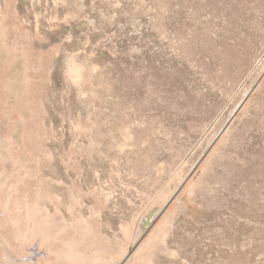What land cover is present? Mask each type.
<instances>
[{
    "label": "rangeland",
    "instance_id": "obj_1",
    "mask_svg": "<svg viewBox=\"0 0 264 264\" xmlns=\"http://www.w3.org/2000/svg\"><path fill=\"white\" fill-rule=\"evenodd\" d=\"M4 7L7 44L28 80L5 89L13 57L0 51V173L11 174L8 183L21 178L14 200L34 196L33 173L44 164L85 189V216L94 198L105 202L95 205L102 211L93 224L109 250L127 245L131 255L150 233L141 252L156 264H264V0H7ZM74 62L83 65L81 82L70 77ZM106 88L108 101L100 99ZM90 92L98 95L93 103ZM89 115L101 124V153L83 155L77 177L75 164L47 163L43 153L67 154L77 137L85 146L78 126ZM124 121L134 144L110 151ZM6 195L0 190V203ZM15 216L0 208V244L6 234L16 238L8 222ZM161 217L164 241L154 229ZM126 225L133 237L122 232ZM37 240L8 239L6 247L25 264H69L56 252L60 244L50 252Z\"/></svg>",
    "mask_w": 264,
    "mask_h": 264
},
{
    "label": "bare ground",
    "instance_id": "obj_2",
    "mask_svg": "<svg viewBox=\"0 0 264 264\" xmlns=\"http://www.w3.org/2000/svg\"><path fill=\"white\" fill-rule=\"evenodd\" d=\"M6 1L7 0H0V51H6V52L8 51V53H9V51L12 52L13 58H12V61L10 63L11 64L10 67L11 66L15 67V68L13 67L14 72H13L11 77L6 79V82L4 81V87L9 92V89H12V88H16L19 90V88L22 86V80H23L24 84H27L28 80H27V78L24 77V75H23L24 79H22V76L19 73V67L17 66V64L20 62V60L15 57L16 47L15 46H8V44H7V37H8L7 27H8V25L5 21H6L8 13H7L6 7H4V4L6 3ZM82 69H83V65H81L77 62H74L71 66V69H70L71 70V72H70L71 79H73L76 82H81L82 81ZM25 87H26V85L24 86V88ZM87 96H88L89 100L94 101L98 95L95 92H90L87 94ZM110 97H111L110 90L108 88L102 89V91L100 93V99L102 100L105 98L108 101V98H110ZM93 101H92V103H93ZM99 101L100 100H98V102ZM90 111L92 112V110H90ZM94 114L95 113H93V115ZM90 115L87 117V123L84 124L86 126H83V125L80 126L79 125L78 126L79 128L76 126V128H78L84 132V136H85L86 140L82 143L85 146L82 147L80 143H77L78 142V140H77L78 137H77L72 141V143L70 142L71 143L70 151H68L67 154L58 153L55 155L52 151L47 149L48 152L46 151L45 153H43V157L45 158L47 163H51L53 160H56V161L64 164L65 170H67L66 166L69 167L70 164H75L74 169H77L78 168L77 166L81 162V160H82L81 158H83L82 157L83 155L87 156L88 160H91L93 158L94 152L101 153V151H102L101 143H102V138H103V133L101 134V124H100V121L94 120ZM96 115H94V116H96ZM98 115H100V114H98ZM97 119H99V118H97ZM125 123H126V121L123 122L124 125L118 126V129H117L118 131H116V132H118L117 135H116V133L111 134L112 135L111 140H113L114 142L109 143V150L110 151L115 149L116 153H123L127 150V148L131 147L134 144V143H132V141H134V136H135V133L133 136V130L134 129H132V127L130 126L131 123H130V125L128 123L127 124H125ZM229 127H230V125L226 126V130L224 132L222 131L223 133H222L221 137L218 139L217 143L214 144L210 153H212L215 150V148L218 147V146L216 147V145H219L220 141L223 140L224 137H226L227 133H229ZM223 129H224V127H223ZM106 134H108V133H106ZM106 136H108V135H106ZM106 141H107V139H106ZM8 149H9V147H8ZM10 154H12V150H11ZM115 156H117V155H115ZM5 159H6L5 156H3V155L0 156V162H4ZM35 159H36V162H38V164H39L41 158L39 156H35ZM103 159H105V158H103ZM103 159H102V161H103ZM111 159L115 163L118 162L115 159V157H111ZM11 160L13 162L16 161V159L13 157V155H11ZM96 160H97V158H96ZM119 160H121V159H119ZM102 161H100V162H102ZM203 162L205 163V161H203ZM17 164H18V162H17ZM100 165H101V163H100ZM112 165L114 167V164H112ZM199 165H200V167H198V170L199 169L204 170L203 167H205V166L203 164L202 165L199 164ZM44 167H45L44 164H40L38 172L33 173L34 174L33 176L36 178L34 196L30 199L29 196L26 195V197L23 201L14 200V197L17 195L18 191L20 190L19 185L22 181L21 178L19 177V175H17L16 181L8 183V180H9L11 174H8V173L6 174L5 171L0 173V190H2L4 188L6 190V193H7L4 201L0 203V208H5V209H12L13 208L14 213H16V216L13 217L12 219L8 220V222L12 226L16 227L15 230H16V234H17L16 235L17 243L20 242L21 244H23V243H26L28 241H32V240L36 241V239H39V240H37V242L39 241L40 244L42 246L48 248V250H50V252L54 251L55 246H57V248H58V244H60L61 248H59V250H56V252L59 251L58 256L60 258H63V260L68 261L69 264H111L112 260H113L112 264H118L119 261H121V259H122V261L119 264H156V262L154 261V257H153L152 252H141V251H143L144 245L147 244L146 242L148 240V237L150 239L151 237H154V235L151 236L149 233L148 234L149 236L147 235L146 239L144 238V240L139 244V246L136 248V250L134 252H132L133 254H131V255L127 252V245H125L126 246V248H125V246L119 244V246H118L119 248L116 249V247H114V250L113 249L109 250V247L104 245V240L107 237L102 238L103 237L101 234L102 232L97 229L95 224H93V220H96L99 218V215H98V213H100L99 211H102V209L100 210L98 207L95 206L101 202L100 199L99 198L93 199L96 201L99 200V202H96L95 205H93V204L90 205L89 211H88L89 215L85 216L81 210V208L83 207V204H84V195H85L84 190L85 189L82 188V186L80 184H78L74 180L73 177H70L71 173L70 174L68 173L66 175L68 177V179H70V180H65V178L62 175L55 174L53 176L51 173H47V171L44 170ZM76 171H77L76 172L77 173L76 177H77V175H80L81 170L79 169ZM113 171H112V173H113ZM66 173H67V171H66ZM202 173H203V171H202ZM205 173H207V172L205 171ZM25 174H27V173H25ZM29 176L30 175H28V177ZM112 176H110V177H112ZM180 180H181V178H180ZM106 182H108V181H106ZM185 183H186V181H185ZM191 184H193V183H191ZM198 184H199V182H198ZM187 185H189V184H186L185 187H187ZM123 186H124V184H123ZM192 187H194V186H192ZM7 188H8V190H7ZM112 188H114V187H112ZM92 189H94L93 186H92ZM95 190H93V191H95ZM93 191L90 190V193L91 194L94 193L96 196H102L100 194V191L102 193V187H101L99 192L98 191L93 192ZM106 191H107V189H106ZM114 192H115V190H114ZM90 193H89V195H90ZM108 193H109V195L112 194L111 192H108ZM158 193H160V192L158 191ZM180 195H181V193H180ZM164 196H162V197H164ZM86 197H88V196L86 195ZM110 197L112 198V196H110ZM100 198H102V200H103V197H100ZM104 199H105V197H104ZM106 202H107V200H106ZM101 203H104V205H103V209H104L105 202H101ZM84 205H86V204H84ZM168 210L170 211L171 209L169 208ZM77 213H79V215H77ZM167 213L165 212L164 214H167ZM162 219L163 218L161 217L160 220L155 224L154 229L155 228L158 229L159 226L161 227V230L159 228L160 235L159 234L158 235H159V238L162 235L160 240L164 241V234L167 232L166 231L167 228L164 227L163 225H161ZM96 224H98V222ZM102 224H103V222H102ZM128 225H126L124 230H122V232L124 231V233L126 234L127 238L130 235H132L131 231L133 233V230H132L133 227H131L132 225H130V227ZM69 228H73V230L70 229V232L73 231L72 234L71 233L67 234V231ZM135 228H136V226H135ZM105 229L106 228H104V230ZM161 231H162V234H161ZM129 233H130V235H129ZM0 234L2 235L1 230H0ZM141 234H140V236H141ZM151 234H154V233H151ZM6 235H7V239L6 238L1 239L0 251H2V252L5 251L8 254H6L7 258L3 262H0V264H25L26 258L15 257L12 254V252H10V249L8 247H6V242H8L7 241L8 239L10 240L9 242L16 243L15 242L16 238L14 237V235L10 236V237L8 234H6ZM133 235H132V237H133ZM123 238H126V237H123ZM127 238H126V241H127ZM106 240H105V244L108 243V242H106ZM116 241H118V240L116 239ZM157 241H158V239H157ZM161 241H160V243H161ZM124 242H125V240H124ZM20 243H18V244H20ZM135 245H137V244H135ZM14 249L17 251L16 247ZM164 249L165 248L163 247V250ZM167 250H166V252H167ZM172 253H175V252H172ZM161 256H162V254H161ZM174 257H175V255H174ZM174 257L172 256V258H174ZM115 259H116V261L114 262ZM59 261L63 262L62 259ZM177 261H179V260H177Z\"/></svg>",
    "mask_w": 264,
    "mask_h": 264
}]
</instances>
